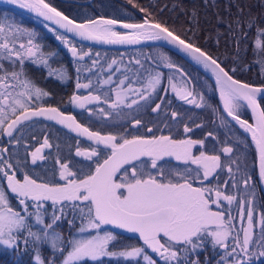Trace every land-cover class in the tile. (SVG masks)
Here are the masks:
<instances>
[{
    "label": "snow or ice",
    "instance_id": "snow-or-ice-1",
    "mask_svg": "<svg viewBox=\"0 0 264 264\" xmlns=\"http://www.w3.org/2000/svg\"><path fill=\"white\" fill-rule=\"evenodd\" d=\"M9 2L21 9L36 13L45 20L54 21L60 28L87 40L111 44H135L141 40H165L169 44L175 45L180 51L187 53L197 63L202 64L205 69L210 70L215 77L220 99L223 102V110L227 116L235 120L246 132L251 133L259 160V176L264 182V108L257 102V93H264V87H254L250 83L234 79L235 68L227 69L218 57H214L197 46L192 37H188L186 34L182 35L176 29H170L160 22H154L150 18L151 13H148L144 8L140 9L141 12H145V19L142 23H123L121 27L127 31L118 32L113 29L114 25L120 23L115 19L88 20L85 23H76L75 20L58 11L46 0H9ZM195 16L196 13L193 12L192 22L198 23L194 19ZM232 24H235V28H232ZM245 24L249 28L253 27L255 25L254 18L242 21L237 17L229 25L230 31L237 40V45L240 37L236 29L243 32ZM255 26L257 38L254 45L255 49H260L261 59L258 63L260 74L264 76V27ZM186 31H193V29L188 28ZM8 32L34 35L30 30L20 25L5 24L4 20L0 19V34L6 35ZM193 36H195L194 31ZM56 39L62 41L65 46L70 44V40L66 36L57 35ZM12 43L14 44V41ZM0 49L5 50L9 58L16 57L21 65L20 71H4L3 75H0V87L5 89L0 93V97H2L0 103L8 101L11 97H16L11 100V111L15 113L18 108L21 110V114L10 122L0 119V126L7 124L6 127H3V131L9 137L13 136L14 130H18V125L23 126L22 121H27L30 117L46 116L49 119L58 120L59 123L74 131L86 134L89 139L95 141L97 147H93L90 151H81L77 148V156H85L88 160H92L93 157L98 158L107 149L111 150L107 158L102 163H96L95 170L89 171L82 179L75 178L76 173L69 170V164L57 160L60 179L65 181V183L57 184L38 183L36 179L27 174L21 181L17 178L15 171L9 174L8 169L13 168V165L0 156V174L7 179V189L15 194L19 206H21L19 210H15L9 203L7 190L0 187V245L16 249L19 248L21 242L25 248L31 245L35 252L33 264H57V260H59V264H78V262L88 260L95 262L101 257L115 256L123 258L143 256L145 264H200L199 259H191L190 254L196 253L197 249H202L206 238L210 237L213 247L218 246L225 252V256L221 257V262L227 259L228 264H245L253 255L264 257V211L259 214L260 233L257 236L254 232L256 213L253 202L240 200L241 220L246 215L247 227L242 225L233 237L232 233L235 229L232 225L231 214L225 218L224 211H212L210 205L218 204L221 198L231 205L233 201L237 200V196L226 195L217 188L215 190L216 199L213 200L211 197L212 188L194 186L195 181L200 178L199 169L203 170V179L207 180L221 166L220 155L209 156L204 152H201L199 156L192 155V146L202 144L203 141L173 140L171 137L163 135L151 138L133 136L131 139L125 138L123 135L119 137L111 134L101 135L98 131L93 132L89 131L87 127H82L76 123L73 116H65L56 107L30 108L21 97L31 100L35 96L36 99H39L48 96L49 93L37 87L31 79L21 78L25 77L24 62L26 59H32L38 65L47 66L48 60L43 58L40 45L34 43L32 39H29L26 45L20 44L19 49L10 48L9 42L5 40L4 43H0ZM68 51L73 57H79L81 60L89 55V53L78 51L75 46L68 47ZM238 54L237 46V56ZM38 56L41 58L37 59ZM162 59L168 69H175L180 71L181 75L184 74L167 57H162ZM92 63L95 65L97 60H93ZM115 63L116 61L113 60L112 64ZM135 63L140 64L141 61L136 60ZM111 66L110 64L109 67ZM2 69L3 66L0 65V70ZM57 75L62 80L66 79L67 70L62 68ZM161 75L159 71L154 75L150 74L147 88L144 91L135 89V93L139 94V100L149 99V90L154 92L156 87L161 84ZM172 79L173 77H169L170 81ZM111 80L112 77L109 76L102 83L107 84ZM120 83L124 84V81L121 80ZM17 87H22L23 91L17 93L10 90ZM76 88H89V84L77 83ZM171 88L180 100L188 104H195L196 107L201 106L200 103H197L195 89L177 88L175 83L171 84ZM116 97L117 101L110 105L112 108L117 107V102L124 103L120 91L116 92ZM89 99L100 100V96L80 97L73 94L71 97V101L74 104L78 103L81 108L85 106L84 101ZM199 99L203 101V95ZM241 100L246 101L252 110L254 123L240 118L237 110L241 107L239 103ZM137 103V100H132V104ZM160 108L161 104H156L152 111L157 112ZM2 112L4 109L0 108V113ZM177 115V112H172L173 118ZM221 119L223 120V117ZM134 124L140 125L141 121L135 120ZM151 131L152 129H149V132ZM184 131L189 132L190 129L185 126ZM118 140L122 142H117ZM99 145H103L104 148L100 149ZM47 147L50 145L45 137L43 144L31 153L33 164L38 159L45 158L41 152ZM4 151L7 149H0V152ZM233 151L234 149L230 146H225L222 149L225 154L233 153ZM165 156H175L178 161L187 162L190 160L192 164L198 165L196 176L193 177L191 172L181 173L180 171L166 174L163 169L154 174V170L158 168V161ZM143 157L150 158L151 168L148 167V161L142 159ZM120 171H123L124 175L117 179V174ZM228 171L230 174L232 173L231 167L228 168ZM250 179V177H246L244 184L247 185ZM233 186L237 185L234 183ZM29 201L33 203L30 204ZM45 201L52 202L54 211L50 218L42 213ZM68 202H72L73 208H79L81 227L78 232L85 233L86 230H95V235L89 234L87 237L65 239L62 232L57 230L59 222L64 219V208ZM76 202H81V204L78 205ZM57 205L60 206V214L55 211ZM68 223L73 224L74 221ZM33 224L38 226L35 231ZM102 225H115L120 229L138 233L143 245L151 249L158 259L149 255L143 246H126L123 250L110 251V242H114L116 236L112 232H104L101 235L99 230ZM230 238H232V243H226ZM254 247L261 251L254 253ZM44 248H48L50 251V258L43 256ZM60 257L63 258L60 259Z\"/></svg>",
    "mask_w": 264,
    "mask_h": 264
},
{
    "label": "flooded vegetation",
    "instance_id": "flooded-vegetation-1",
    "mask_svg": "<svg viewBox=\"0 0 264 264\" xmlns=\"http://www.w3.org/2000/svg\"><path fill=\"white\" fill-rule=\"evenodd\" d=\"M8 13L13 15V12ZM14 14H16V17L13 18L17 19V22L12 19L10 23L15 22L19 24L21 19L25 17H34L22 11ZM23 28L30 30L34 35L30 36L27 33L10 32L20 39L17 42L15 39L8 41V33L6 35L0 34V43H4L5 40L8 42L14 41V44L10 45L9 43V47L19 49L20 44L26 45L29 39L39 44V33L47 34V32L51 31L46 26H41L40 32L37 27ZM63 35L69 38V36ZM57 41L60 42V40ZM70 46H75L78 51L89 53V55L85 56L83 60L79 59V57H73L68 51V47ZM102 48L79 41L76 43L70 42L68 46L57 44L59 57H52L55 51L49 53V58L43 57L49 62L47 66L44 64L38 65L32 59H26L23 65L25 77L21 78L31 79L37 87L47 91L49 95L39 99H36L35 96L31 100H28L26 97H21V99H25L24 102L30 108L56 107L66 116H73L76 123L82 127H87L89 131H98L101 135L111 134L117 137L123 135L128 139H131L133 136L151 138L152 136L158 137L163 135L169 136L173 140L191 139L203 141L202 144H194L192 146L193 156H199L201 152H204L205 155H220L221 157V166L207 180L203 179V170L199 169L198 165L192 164L190 160L187 162L183 160L178 161L175 156L162 157L158 161V168L154 170V174L163 169L166 174L175 171H180L181 173L191 172L192 176L195 177L196 171L199 169L200 178L195 181L194 186L212 188L211 197L213 200L216 199L215 190L217 188L226 195L237 196V191H239V197L237 196L238 201L243 196L245 197L244 200H246L248 189H253L254 194L252 196H256L253 198V202L258 212H260L255 201L258 198L256 191V185L258 187V184L255 177V155L252 143L222 113L217 104L215 92L214 97L218 106L217 109L207 104L206 99L211 97V94L205 90L207 84L197 80L194 85L186 76L185 87L189 90L195 89L197 103H201L202 105L196 107L194 104H188L180 100L175 92L169 93L171 91V81L167 74L168 68L165 66L163 59L152 56L154 54L153 50L139 51L125 50L126 48ZM132 48L130 47V49ZM2 55L5 57H0V65L3 66V69L0 70V75H3L4 71L21 70V65L16 57L9 58L6 51L5 53L2 52ZM40 58L37 57V59ZM93 60H97L95 65L92 63ZM113 60L116 61L115 64H112ZM136 60H140L141 63L136 64ZM110 64L112 65L111 67H109ZM62 68L67 70V78L63 80L57 75ZM157 71L162 74L161 84L156 87L154 92L149 90V99L139 100V94L135 93V89L144 91L147 88L149 75H154ZM109 76L112 77V80L107 84H103L102 81L107 80ZM121 80L124 81V84L120 83ZM77 83L89 84V88L77 89ZM17 89H20V91ZM10 90L19 93L23 91V88L17 87L14 90ZM4 91L5 89L0 87V93ZM117 91H120L124 103L117 102V107L112 108L110 105L117 101ZM73 94L80 97H88L89 95L100 96V100L89 99L84 101L85 106L81 108L78 103L74 104L71 101ZM201 95L204 97L203 101L199 99ZM0 98L2 99V97ZM15 98L12 97L11 100ZM133 99L137 100L138 103L132 104ZM11 100L5 101L8 104V108L5 104H0V107L5 106V110L10 109L6 111L3 118L6 121H9L21 112L19 108L15 113L11 111ZM156 104H161V108L157 112H153L152 109ZM172 112H177L178 115L173 118ZM238 114L241 118L251 121L250 114L244 105L243 108L239 109ZM221 117H223V120ZM135 120H140L141 124L135 125ZM22 125V127L17 126L18 130L13 131L12 137H9L7 134L3 136L2 134L3 127L6 124L0 126V149H7V151L0 152V156L4 157L7 161L11 160L13 168L8 170L9 174L15 171L17 178L21 181L24 177L22 171L32 173V170L35 172L37 170L38 173L43 174V178H48V180L52 177V174L58 175L55 170V167L59 165L57 164V160L61 163L69 164V170L76 173L75 178L79 179L78 176L83 178L85 174L95 169L96 163H100L111 152L110 149H107L98 158L93 157L92 160H88L85 156L76 155L77 148L81 151H90L93 147H97L95 141L89 139L86 134H73L50 120L37 117H31L27 121H22ZM185 126L190 129L189 132L184 131ZM149 129H152V131L149 132ZM45 137H47L50 147L42 149L41 155L45 158L43 160L38 159L33 164L31 153L43 144ZM117 142L122 141L118 140ZM225 146L232 147L234 149L233 153H223L222 149ZM98 147L100 149L104 148L103 145H99ZM142 159L147 160L148 167L151 168L150 158L143 157ZM124 167L127 168V166ZM229 167L232 169L231 174L228 171ZM54 170L55 172H53ZM128 171L130 172L131 169L129 168ZM56 175L55 177H57ZM123 175V171L118 172L117 179ZM233 177L235 178L234 180ZM246 177L251 178L247 185L244 184ZM0 181L2 186L7 189V179L0 175ZM62 182L64 181L59 178L58 183ZM234 183L237 185L236 187L233 186ZM258 190L261 193L259 188ZM231 206L233 210L235 208L234 204L229 205L227 201L221 198L218 204H211L210 208L212 211H224V213L229 215ZM239 212L240 210L237 208L233 214ZM239 222H242L241 217ZM239 222H236V226L241 228ZM242 225L246 226L243 223Z\"/></svg>",
    "mask_w": 264,
    "mask_h": 264
},
{
    "label": "trees",
    "instance_id": "trees-1",
    "mask_svg": "<svg viewBox=\"0 0 264 264\" xmlns=\"http://www.w3.org/2000/svg\"><path fill=\"white\" fill-rule=\"evenodd\" d=\"M46 2L75 20H85L101 15L125 22H137L145 18V12L138 11V9L144 8L148 13H151L150 18L153 19L154 22H160L170 29H176L182 35L186 34L188 37H192L193 42L197 46L201 47L204 51L209 52L214 57H218L223 62V66L227 69L235 68L236 71L233 76L237 79L251 84H264V76L260 74L258 63L261 59V56L259 55L260 49H255L254 45L257 38V29L255 25L264 27V0H131V2L130 0H85L84 2L80 0H46ZM5 12L18 13L20 11L8 6L0 5V19H3L5 24H9L13 15ZM193 12L196 13L194 19L197 20L198 23L192 22ZM4 13L6 14L5 16L2 15ZM237 17L242 21H247L250 18H254L255 21V25L250 28L245 24L243 32H239V29H236L237 34L240 37L238 45L237 40L233 36L229 27ZM19 24L23 27H37L39 32L41 26L48 27L51 30L50 32H47V34L42 32L39 33L38 42L41 48L40 51L43 53V57L45 56L49 58V53L53 51H55V54H53L52 57L60 56L59 52H57V44L64 46V43L62 41H57L55 36L63 34L36 17H25L21 19ZM188 28L193 29L195 36H193V31H186ZM232 28H235V24H232ZM68 39L72 43L77 42L71 38ZM237 46L239 48L238 56ZM125 50H153L154 54H152V56L161 59L162 57H167L168 60L174 62L179 69L187 74V77L191 80L192 84L195 85L197 80L205 82L207 84L205 90L211 94V97L206 99L207 104L216 109L218 108L214 97L213 86L210 81L204 77L205 75L197 68L192 66L177 53L160 45L138 46L133 47L132 49L126 48ZM2 52L5 53L3 49L0 50V57H5L2 55ZM168 71L169 69H167V72ZM258 103L264 108V96L258 97ZM200 105L202 104L200 103ZM78 178L81 179L82 177L78 176ZM43 179L48 183H55L57 181H50V179L48 180L46 178ZM258 188L259 187L256 185L258 207L260 212H262L264 211V197L262 193L259 192ZM8 195L15 197L11 192ZM16 201L18 200L14 198L13 202ZM13 202H9L10 205ZM16 203L18 204V202ZM76 203L78 205L81 204L80 202ZM43 204L42 213L44 212L47 216V211L49 210V207L51 208V205H48V202L46 201L43 202ZM13 208L18 210V207ZM64 211L65 215L70 216L72 221H77L78 215L75 210H73L72 202L67 203ZM62 221H64V219ZM60 228H63L61 222L59 223L57 230L62 232ZM254 232L258 236L260 233V227H255ZM114 235L120 239L131 240L134 243L140 242L137 239L125 235L116 233H114ZM253 250L255 253L256 249ZM42 254L45 258H50L51 256L48 248H44ZM204 254L209 259L210 253L206 251ZM34 255L35 252L31 245L25 248L24 245L22 246L20 244L18 249L0 246V264H33ZM205 256L198 257H201L199 258L201 260L202 257ZM206 263L208 264V261ZM78 264L144 263L129 259L123 260L101 257L95 262L88 260L86 262H78ZM248 264H264V257L257 258L253 255Z\"/></svg>",
    "mask_w": 264,
    "mask_h": 264
},
{
    "label": "rangeland",
    "instance_id": "rangeland-1",
    "mask_svg": "<svg viewBox=\"0 0 264 264\" xmlns=\"http://www.w3.org/2000/svg\"><path fill=\"white\" fill-rule=\"evenodd\" d=\"M80 1H85V0H80ZM138 11L139 12H141V10L140 9H138ZM5 13H7V12H5ZM2 14L3 16H5L6 14ZM9 14V13H8ZM12 15V14H11ZM13 17H16V14H14L13 13V16H12V19L14 20V21H16L17 22V19H15V18H13ZM11 19V20H12ZM19 22V21H18ZM15 23V22H14ZM15 24H17V23H15ZM17 25H20V24H17ZM21 26V25H20ZM19 35V34H18ZM19 37H20V35H19ZM12 39H15L17 42H19L20 41V39L18 38V37H15L14 36V34H12V33H10V32H8V38H7V40L9 41V40H12ZM10 43V45L12 44V41H10L9 42ZM5 51V50H4ZM181 70V69H180ZM184 74L183 75H181V72L180 71H176L175 69H173V70H170L169 69V71L167 72V74L169 75V77H173V79L171 80V84L172 83H175L176 85H177V88H184L185 86H186V76H187V74L183 71V70H181ZM18 91H20V89H17ZM169 93H174V91L172 90V88H171V91H169ZM12 98V97H11ZM11 98H10V100H11ZM1 99V98H0ZM25 100V99H24ZM7 102H4V103H0V104H5L6 105V107L8 108V104H6ZM240 103V105H241V107L239 108V109H241V108H243V104L241 103V102H239ZM4 106V105H3ZM3 106H1L0 108H3L4 109V112H2V113H0V119H3L4 117H5V113H6V111L7 110H10V109H6L5 110V106L3 107ZM239 109L237 110V111H239ZM6 135V134H5ZM3 159H4V157H3ZM6 160V159H5ZM9 163H11V160L10 161H8ZM9 170V169H8ZM55 170H56V173H58V175H56L57 177H55V175L54 174H52V178L50 179V181H55V180H57L55 183H51V184H57L58 183V179L60 178V176H59V165H57L56 167H55ZM55 170L53 171V172H55ZM33 172L31 173V172H27V171H22V173H23V176L25 175V174H27V175H29V176H31L33 179H36L37 180V182L38 183H48L47 181H45L44 179H43V174H40V173H38L37 172V170H36V172L34 171V170H32ZM0 175H2V174H0ZM46 179H48V178H46ZM22 180H23V178H22ZM5 181V180H4ZM62 183H65V181L64 182H62ZM0 187H2V184H1V181H0ZM4 188V187H3ZM5 189V188H4ZM7 190V195L8 194H10V192H9V190L8 189H6ZM253 191V189H248V193H247V199H246V201L247 200H251L252 202H253V198L254 197H256L255 195L254 196H252L253 194H254V191ZM237 193H238V197H239V191H237ZM252 196V197H251ZM14 198L15 199H17L16 197H14V196H12V195H8V200H9V202H13L14 201ZM244 196H243V198L242 199H240V200H244ZM18 200V199H17ZM239 200V201H240ZM239 201L238 200H236V201H233V204H234V206H235V208L232 210V206H231V209H230V211H229V213L231 214V216L232 217H234V219L232 220V225L234 226V231H233V233H232V236L233 237H235V235H236V231H238L240 228H238L237 226H236V222H239L240 221V212L239 213H235V214H233V212H235V210L238 208V210H240V206H239ZM255 201H256V204H257V207H258V201H257V198L255 199ZM16 202H18V201H16ZM16 202H13L12 204H11V206L12 207H18V210L20 209V207L21 206H19V203L17 204ZM46 202H48V205H51V208L49 207V210L47 211V217H51V215H52V213H53V207H52V202L51 201H46ZM29 203L31 204V203H33L32 201H29ZM253 205H254V208H255V213H256V226L255 227H259V214H260V212H258V210L256 209V207H255V204H254V202H253ZM43 206H44V204H43ZM229 208H230V206H229ZM59 209H60V206L59 205H57L56 206V212H57V214H59L58 213V211H59ZM73 210H75V212L77 213V215H78V217H77V221H75L73 224H69L68 222L69 221H72L71 220V218H70V216H68V215H65V211H64V221H60L61 222V224L63 225V228H60L61 230H62V236L65 238V239H69V238H71V237H76V238H80V237H87L89 234H91V235H95L96 234V231L95 230H86L85 231V233H79L78 232V229L81 227V220H80V213H79V208H73ZM30 211H31V209H30ZM43 214H44V212H43ZM227 214L225 213V218H227ZM243 219H245V220H242V222H239V224H240V227L242 226V223L243 224H245L246 226H244V227H247V217L245 216ZM236 221V222H235ZM59 222V223H60ZM37 227L38 226H36L35 224H33V230L35 231V230H37ZM59 231V230H58ZM70 231H72V232H70ZM100 231V234L101 235H103L104 234V232H112V231H110V230H108V229H105V228H103L102 226H101V230H99ZM113 233V232H112ZM113 235H114V233H113ZM242 235V234H241ZM115 236V235H114ZM163 242V241H162ZM226 243H228V244H231L232 243V238H230L228 241H226ZM21 245L23 246L24 244L21 242ZM0 246H2V247H6V246H3V245H0ZM30 246V245H29ZM126 246H143V247H145V250H146V252L149 254V255H152L153 256V258L154 259H158V257H156L155 256V254L152 252V250L151 249H149V248H147V246H144L143 245V241H140L139 243H134L133 241H131V240H126V239H120L119 237H117L116 236V240L114 241V242H110V251H119V250H123ZM254 249H256V252H259V251H261V249H259V248H255L254 247ZM206 251H208V253H210V257H209V259L207 258V256H205V254H204V252H206ZM229 251H230V249H229ZM204 254V255H203ZM35 256V255H34ZM33 256V257H34ZM198 256H205V257H202V259L200 260L199 258H201V257H198ZM222 256H225V252H224V250L223 249H220L218 246H216V247H213V245H212V241H211V238L210 237H207L206 238V240H205V242H204V247L202 248V249H197L196 250V253H193V254H190V257H191V259H193V260H195V259H199V261H200V264H207L206 262L208 261V264H228V261H227V259L224 261V262H221V257ZM255 257H257V258H260L259 256H256V255H254ZM198 257V258H197ZM63 257H60V259H62ZM109 258H117V259H129V260H135V261H139V262H141V263H144L145 264V262H144V260H143V256H140V257H136V258H123V257H118V256H115V257H109ZM252 259V258H251ZM250 259V260H251ZM249 260V261H250ZM249 261H246L245 262V264H248L249 263ZM57 264H59V260H57Z\"/></svg>",
    "mask_w": 264,
    "mask_h": 264
},
{
    "label": "water",
    "instance_id": "water-1",
    "mask_svg": "<svg viewBox=\"0 0 264 264\" xmlns=\"http://www.w3.org/2000/svg\"><path fill=\"white\" fill-rule=\"evenodd\" d=\"M0 5H4V6H8V7H11L13 9H16V10H19V11H22V12H25L29 15H32L44 22H46L48 25L52 26L53 28H55L56 30H58L59 32L71 37L72 39L74 40H77V41H80L82 43H86V44H89V45H94V46H98V47H103V48H115V49H122V48H129V47H135V46H143V45H160V46H164L168 49H171L173 52L179 54L182 58H184L188 63H190L192 66L196 67L199 71H201L207 78L208 80L212 83L213 85V88H214V92H215V96H216V100H217V104L220 108V110L222 111V113L226 116V118L234 125L236 126L241 132H243L245 134V136L251 141L252 143V146H253V149H254V155H255V177H256V181H257V184H258V187L262 193V195L264 196V182L261 181L260 179V176H259V160H258V157H257V153H256V148H255V144L252 142V139H251V133H248L246 132L243 128L240 127V125L235 121L233 120L231 117H228L227 116V113L224 112L223 110V104L221 103V99H220V93H219V90L216 86V81H215V77L212 75L211 71L208 70V69H205L203 67L202 64H199L197 63L195 60L192 59L191 56H189L187 53H184L182 51H180L175 45L173 44H169L167 41L165 40H141L139 41L138 43H135V44H111V43H104L103 41H96V40H87V39H84L82 37H79V36H76L74 33H69L67 32L66 29H62L59 27V25H57L54 21H48V20H45L43 17H40L38 14L36 13H33L31 11H28V10H24V9H21L19 8L18 6H15V5H12L9 0H0ZM58 10V9H57ZM60 11V10H58ZM63 13V12H62ZM64 14V13H63ZM66 15V14H65ZM68 16V15H67ZM69 17V16H68ZM70 19H73L71 17H69ZM110 20V19H113V18H110V17H106V16H95L93 18H89V19H85V20H75L76 23H85L87 22L88 20ZM145 18H143L142 20L140 21H137V22H125V21H121V20H117L119 21L120 23H118L117 25H114L113 27H116L117 29H120L118 32H125L127 31L126 29H123L121 27V25L123 23H142L143 20ZM116 20V19H115ZM203 50V49H202ZM234 79H237L236 77L233 76ZM239 80V79H238ZM241 82H244L242 80H240ZM244 83H247V82H244ZM251 84V83H250ZM254 87H264V84H252ZM261 96H264V93H257V98L258 97H261ZM241 102L244 104V106L247 108V110L249 111V114H250V117H251V121H248L249 123H254V118H253V114H252V110L248 107L247 105V102L246 101H243L241 100ZM258 102V100H257ZM39 108V107H38ZM20 113H18L17 115H15L12 119H10L8 122H10L11 120H14L16 118V116L20 115ZM65 115V114H64ZM66 116V115H65ZM38 117H41V118H44V119H47V120H50L52 122H54L55 124H57L58 126L62 127L63 129L73 133V134H76V135H84V133L80 132V131H74L70 128H68L66 125L64 124H61L58 122V120H54V119H49L48 117L46 116H38ZM31 118V117H30ZM242 119V118H241ZM244 120V119H243ZM7 126V124H6ZM5 126V127H6ZM2 134L3 136H5V132L2 131ZM107 158V157H105ZM104 158V159H105ZM103 159V160H104ZM103 160L100 162L102 163ZM95 170V169H94ZM93 170V171H94ZM103 227H106L108 228L109 230L113 231V232H116V233H120V234H124V235H128V236H131V237H135V238H138L139 239V235L138 233H133V232H129L127 231L126 229H120L118 227H116L115 225H102Z\"/></svg>",
    "mask_w": 264,
    "mask_h": 264
},
{
    "label": "bare ground",
    "instance_id": "bare-ground-1",
    "mask_svg": "<svg viewBox=\"0 0 264 264\" xmlns=\"http://www.w3.org/2000/svg\"><path fill=\"white\" fill-rule=\"evenodd\" d=\"M113 29L115 30V31H119L120 29H117L116 27H113ZM70 38V37H69ZM72 39V38H71ZM72 40H74V39H72ZM80 42V41H79ZM135 47H137V46H135ZM130 48V47H129ZM171 50V49H170ZM179 55V54H178ZM184 59V58H183ZM185 60V59H184ZM196 68V67H195ZM201 72V71H200ZM202 73V72H201ZM203 74V73H202ZM257 100H258V98H257ZM241 102V101H240ZM221 103L223 104V102L221 101ZM242 103V102H241ZM243 104V103H242ZM244 105V104H243ZM249 112V111H248ZM37 118H41V117H37ZM241 118V117H240ZM243 119V118H242ZM245 120V119H244ZM57 125V124H56ZM240 131V130H239ZM264 197V196H263Z\"/></svg>",
    "mask_w": 264,
    "mask_h": 264
}]
</instances>
